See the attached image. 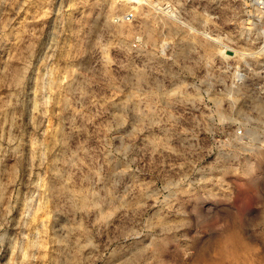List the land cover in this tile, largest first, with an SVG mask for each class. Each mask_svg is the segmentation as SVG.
Returning a JSON list of instances; mask_svg holds the SVG:
<instances>
[{
	"label": "clouds",
	"instance_id": "obj_1",
	"mask_svg": "<svg viewBox=\"0 0 264 264\" xmlns=\"http://www.w3.org/2000/svg\"><path fill=\"white\" fill-rule=\"evenodd\" d=\"M0 264H264V0H0Z\"/></svg>",
	"mask_w": 264,
	"mask_h": 264
},
{
	"label": "rangeland",
	"instance_id": "obj_2",
	"mask_svg": "<svg viewBox=\"0 0 264 264\" xmlns=\"http://www.w3.org/2000/svg\"><path fill=\"white\" fill-rule=\"evenodd\" d=\"M22 14H23V13L21 12V15H22ZM51 126H52V122L50 121L47 127H48V128H51Z\"/></svg>",
	"mask_w": 264,
	"mask_h": 264
}]
</instances>
